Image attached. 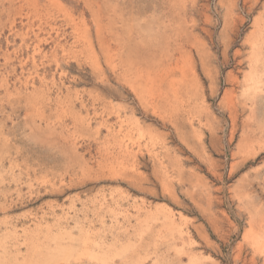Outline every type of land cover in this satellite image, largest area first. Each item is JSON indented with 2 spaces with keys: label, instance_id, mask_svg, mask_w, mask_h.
Masks as SVG:
<instances>
[{
  "label": "rangeland",
  "instance_id": "374dc122",
  "mask_svg": "<svg viewBox=\"0 0 264 264\" xmlns=\"http://www.w3.org/2000/svg\"><path fill=\"white\" fill-rule=\"evenodd\" d=\"M0 264H264V0H0Z\"/></svg>",
  "mask_w": 264,
  "mask_h": 264
},
{
  "label": "bare ground",
  "instance_id": "6f19581e",
  "mask_svg": "<svg viewBox=\"0 0 264 264\" xmlns=\"http://www.w3.org/2000/svg\"><path fill=\"white\" fill-rule=\"evenodd\" d=\"M261 63V62H260Z\"/></svg>",
  "mask_w": 264,
  "mask_h": 264
}]
</instances>
